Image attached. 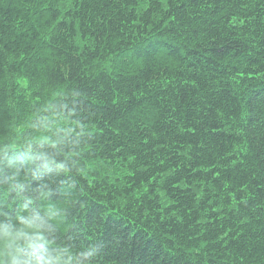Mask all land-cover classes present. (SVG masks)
Wrapping results in <instances>:
<instances>
[{
	"label": "trees",
	"instance_id": "16d2710c",
	"mask_svg": "<svg viewBox=\"0 0 264 264\" xmlns=\"http://www.w3.org/2000/svg\"><path fill=\"white\" fill-rule=\"evenodd\" d=\"M0 264H264V0H0Z\"/></svg>",
	"mask_w": 264,
	"mask_h": 264
}]
</instances>
